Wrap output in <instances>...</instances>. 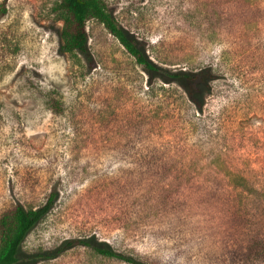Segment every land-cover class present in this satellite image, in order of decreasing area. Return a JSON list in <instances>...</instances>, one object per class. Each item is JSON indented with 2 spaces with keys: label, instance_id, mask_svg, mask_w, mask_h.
Instances as JSON below:
<instances>
[{
  "label": "rangeland",
  "instance_id": "obj_1",
  "mask_svg": "<svg viewBox=\"0 0 264 264\" xmlns=\"http://www.w3.org/2000/svg\"><path fill=\"white\" fill-rule=\"evenodd\" d=\"M103 1L159 68H212L206 126L191 85L144 71L98 22L66 53L59 0H0V214L55 194L15 264H129L91 247L264 264L242 261L248 238L264 245V0ZM134 147L167 153L146 168Z\"/></svg>",
  "mask_w": 264,
  "mask_h": 264
},
{
  "label": "trees",
  "instance_id": "obj_2",
  "mask_svg": "<svg viewBox=\"0 0 264 264\" xmlns=\"http://www.w3.org/2000/svg\"><path fill=\"white\" fill-rule=\"evenodd\" d=\"M55 14H59L62 19V27L60 36L62 39L61 51L66 53L85 52L88 36L86 33V23L94 20L101 24L106 32L111 35L122 46L124 51L133 59L134 63L141 67L147 73H158L165 75L168 79L164 83L169 82L181 84L186 83L190 86L186 90L188 103L192 106L191 112L197 114L199 127L205 128V123L201 119L203 107L206 99L204 96L208 94L206 90L211 89V82L216 75L213 74L212 68H200L193 71H170L168 69L159 68L152 61L147 59L143 52L130 39L119 22L110 13L106 3L103 0H59L52 8ZM195 85V87H193ZM163 90V89H162ZM52 105L58 108L59 102L52 101ZM202 134H207L204 129ZM159 152L167 153V150H143L134 147L131 151V157L136 160L146 159L145 167L153 164L154 159L159 157ZM178 152V151H177ZM152 168V166H150ZM55 194L50 193L44 204L35 209L24 208L20 204H14L0 214V264H15L18 260L21 244L29 231L48 213L54 204ZM70 244H79L90 247V245L82 240L71 241ZM245 246V254L242 261L249 263L253 259H264V245L255 243V240L248 238ZM92 250L103 257L115 258L125 261L129 264H144L139 261L116 253L109 248L91 247Z\"/></svg>",
  "mask_w": 264,
  "mask_h": 264
}]
</instances>
